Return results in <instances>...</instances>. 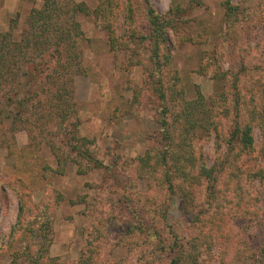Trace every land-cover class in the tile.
<instances>
[{
  "label": "trees",
  "instance_id": "trees-1",
  "mask_svg": "<svg viewBox=\"0 0 264 264\" xmlns=\"http://www.w3.org/2000/svg\"><path fill=\"white\" fill-rule=\"evenodd\" d=\"M144 1L147 4L146 32L135 27L137 14L132 0L122 3V11L129 23L131 39H136L142 49L150 48L151 51V55L137 63L146 60L154 64L151 71L159 75L155 92L166 101L159 58L169 60L162 46L167 41V30L176 27L179 20L173 8L161 14L150 0ZM224 5L229 31L236 28L239 21H248L254 16L253 10L248 11L231 0H226ZM260 7L264 15V5ZM58 8L57 0H42V6L31 11L28 29L19 39L14 38L12 30L0 32V122L8 118L5 111L10 101H16V107L24 110L22 115L29 112L25 100L30 99L31 91H36L30 84L35 81L45 87L50 79L57 81L58 75L63 73L59 67L67 65L64 60L67 56L63 55L61 45L72 43L82 33L74 19L71 21L67 17L65 24L64 18L57 15L58 20H53ZM73 10L85 11V4H73ZM109 11L113 13L112 9ZM106 17L109 19L110 15ZM111 31L113 49L129 46L126 40L118 42L113 27ZM31 49L41 55L39 61H25L22 65V57ZM218 53L216 49L217 55L206 65L222 75L218 77L224 82L230 81L231 88L221 89L208 97L198 91L191 99L185 98L182 88L173 90L172 98L180 100H172L170 108L160 110L158 120L162 129L157 135H149L154 144L143 154L125 158L109 151L106 153L108 159H103L96 149L89 148L88 144L93 145L90 138L77 135L70 138L83 142L84 148L78 144L74 146L77 155L86 161L80 166V173L87 172L88 168L104 171V182L89 183L99 188V193L91 200L84 198L92 225L83 229L86 244L79 258L60 263L49 254L53 241L50 218L52 211L55 212L52 203L62 200L60 193L48 188V202L37 212L30 204L25 182L16 179L21 185L17 223L20 229L41 237L34 253L27 254L29 264H130L133 257L137 260L135 264H264V76L249 74L248 81L242 85L239 73L220 66L223 59ZM69 64L70 67L64 66L68 73L65 91L50 90V93L44 90L49 97L42 104L40 118L43 120L39 124L42 133L71 134L69 127L76 128V122L72 121L76 110L70 100L71 82L84 71L80 60L75 63L71 58ZM204 68L207 67L204 65ZM15 69L16 100L4 88ZM24 76L29 77L25 84ZM19 84L23 89L20 90ZM255 125L262 133L259 146L253 135ZM212 138L216 157L214 164L209 165L200 147ZM47 141L60 160L54 139ZM60 165L57 171L62 173L61 160ZM121 176L126 179L124 183L120 182ZM139 179L147 181L146 189L139 187ZM246 182L253 189L256 182L261 184V189L255 190L258 195H252L245 188ZM219 183L224 186L218 191ZM174 195L179 198L181 216L169 222V198ZM120 246L128 248L126 257H112L111 249Z\"/></svg>",
  "mask_w": 264,
  "mask_h": 264
},
{
  "label": "rangeland",
  "instance_id": "rangeland-1",
  "mask_svg": "<svg viewBox=\"0 0 264 264\" xmlns=\"http://www.w3.org/2000/svg\"><path fill=\"white\" fill-rule=\"evenodd\" d=\"M57 1L59 8L54 12L56 14L53 20H58L56 18L60 16L67 24V17L71 21L74 19L79 23L82 34L72 40V43L65 42L61 45L63 55L67 56L64 59L67 65L59 67L63 73L58 75L57 81L50 79L49 85L45 87L39 86L35 81L29 85L36 91H31L33 95L30 93V99L25 100L29 107V112L25 113L28 119H24V110L16 107V101H10L5 111L8 118L0 122V264H29L28 252L34 253L37 243L41 241L39 235L20 229L17 223L18 191L21 190L17 180L25 182V189L30 193V204L37 212L48 202V188L60 193L62 200L52 203L55 204V212L52 211L50 218L53 241L49 254L58 258L60 263L81 256L86 244L83 229L92 225L85 210L84 198L91 200L99 193L100 189L91 187L89 183L101 184L104 171L100 168H88L85 173L79 172L80 166L85 165L86 161L77 155L78 150L74 146L78 144L83 147V142L70 139L71 137L77 135L80 138H90L93 145L88 144L89 148L96 149L103 159H108L106 153L109 151L125 158L143 154L154 144L148 138L149 135H157L162 129L158 120L160 110L170 108L172 100H176L172 98L173 90L182 88L185 98L191 99L197 96L198 91L208 97L221 89L231 88L230 81L224 82V79L218 77L222 75L206 65L212 56L217 55L216 49L219 50L221 60L223 59L220 66L232 73H239L242 85L248 81L249 74L264 76V15L260 7L264 5V0H231L233 4L248 11L253 10L254 14L248 21H239L231 31L225 19L226 0H150L161 14L173 8L179 20L176 27L167 30V41L162 46L163 52L169 55V60L159 58L160 78L166 86V101L155 92L159 75L151 71L154 64L146 60L137 63L151 55V51L150 48L142 49L140 43L130 37L129 23L122 11V3L129 0ZM73 4H85L87 11L75 12ZM132 4L137 14L135 27L146 32L147 4L144 0H132ZM41 6L42 0H0V32L12 30L14 38L19 39L22 32L28 29L31 11ZM111 9L112 14L109 11ZM96 11L99 13H95ZM108 15L109 19L106 17ZM111 27L118 42L126 40L129 46L112 48ZM32 50L22 57V65L26 64L25 61H39L41 55ZM71 58L75 63L80 60L84 71L75 76L72 82L68 81L72 83L70 100L75 105L76 113L72 121L76 122V128L69 127V131L73 132L71 134H53L50 131V134L42 133L39 125L43 120L40 118L44 107L42 104L49 97L44 90L50 93L65 91L68 80L66 67H70ZM16 71L15 69V74L4 86L15 100ZM28 78H22L24 84ZM18 86L20 90L23 89L22 84ZM179 100L178 98L176 101ZM18 110L21 114L17 113ZM253 135L255 144L259 146L262 140L259 126L253 127ZM48 138L54 139L58 146L60 160L64 165L62 173L57 171L61 166L60 160L47 144ZM214 145L212 138L209 143L204 142L200 147V152L209 165H213L215 161ZM121 180L124 183L126 179L121 176ZM138 181L141 189L147 188L145 179ZM244 185L252 195H258L255 190L261 189L259 182H256L254 189L247 182ZM223 186L222 183L217 184V190ZM178 206L179 198L171 196L167 218L169 222L180 218ZM127 251L125 246L114 247L111 249L112 257L124 258ZM214 251L218 252L216 248ZM136 261V257H133L130 264H135Z\"/></svg>",
  "mask_w": 264,
  "mask_h": 264
}]
</instances>
